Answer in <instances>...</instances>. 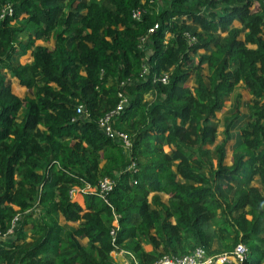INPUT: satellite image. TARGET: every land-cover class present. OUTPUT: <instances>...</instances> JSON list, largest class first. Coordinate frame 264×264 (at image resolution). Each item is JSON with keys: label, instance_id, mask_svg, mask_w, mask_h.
<instances>
[{"label": "trees", "instance_id": "1", "mask_svg": "<svg viewBox=\"0 0 264 264\" xmlns=\"http://www.w3.org/2000/svg\"><path fill=\"white\" fill-rule=\"evenodd\" d=\"M238 83L248 120L232 133L235 93L209 157L213 115ZM123 97L111 126L127 148L97 126ZM0 236V264H153L239 246L241 262L222 264H264L262 0H0Z\"/></svg>", "mask_w": 264, "mask_h": 264}, {"label": "built area", "instance_id": "2", "mask_svg": "<svg viewBox=\"0 0 264 264\" xmlns=\"http://www.w3.org/2000/svg\"><path fill=\"white\" fill-rule=\"evenodd\" d=\"M263 6H264V0H262ZM141 9L137 8L132 11L131 17L135 20H137L140 16ZM157 23H154L147 31V33H151L157 28ZM139 46H141L143 43H146L145 37H141L139 41ZM146 70L145 68L142 69V72L144 73ZM160 82L165 83L166 81V75H161L158 79ZM126 99L123 97L115 107V109L101 118L97 121L98 128L102 131L103 135L107 138L111 139L112 141L119 142L123 148H127L129 146V141L127 140V137L125 134L116 131L112 128V118L118 114V112L122 109V107L125 105ZM77 114H84L81 107L78 106L75 109ZM111 183L108 179H103L98 182L97 186L94 187L91 191H97V193L104 197V195L110 190ZM72 191L70 192L71 196ZM17 221V218H13L11 222V228L7 230L8 233L12 231V228ZM109 234L112 237L113 240V234H114V228H111L109 231ZM1 238V236H0ZM244 248L242 246H239L236 250L232 251L230 254H222V255H209L205 251H203L200 248L194 249L191 253H189L186 256L182 257H171V256H162L159 258L155 263L153 264H222L227 262H241L243 258ZM125 255V254H124ZM127 264H129L127 260Z\"/></svg>", "mask_w": 264, "mask_h": 264}, {"label": "rangeland", "instance_id": "3", "mask_svg": "<svg viewBox=\"0 0 264 264\" xmlns=\"http://www.w3.org/2000/svg\"><path fill=\"white\" fill-rule=\"evenodd\" d=\"M233 27H240V24L236 21H234L232 23ZM221 37L225 35V33H221L219 34ZM168 35L165 36V38H167ZM242 35L240 34L239 39H241ZM36 44H40L43 46H46L47 48H51L52 46V41L48 40V41H38ZM28 53H26V55L24 57L18 58V63L20 64H24L27 62L28 58H27ZM203 74H206L205 69H203ZM5 80L6 82L9 84L11 92L16 95V97H18L19 99H22L25 95H28L27 93V89L26 87H23L22 84H20L18 81L9 78V75L7 73H5ZM188 85L192 86L191 84V80L189 79L186 82ZM235 93H238L239 95V107H238V114H239V118L237 120V127L233 129L232 133H236L237 128L242 124L245 123L248 120V108L247 105L248 103H250L251 101V97L250 95L247 93V91L243 88V86L238 83L237 86L235 87V89L231 92V94H229V96H227L226 101L224 103V105L221 107V109L217 112L214 113L213 115V121L216 122V137L213 141V143L211 145L206 146V150L208 152L209 157H212V150L214 148L215 145H218L220 143V141L222 140V127H223V121L225 117H228L230 115V113L233 110V96ZM151 97H149L148 95L145 96L146 100H150ZM21 113V111L19 112V114ZM20 116L18 115L17 118H19ZM232 142L233 139L229 140L225 146H224V150H225V158H224V164H228L230 163V155H231V146H232ZM254 185H258V183L254 182ZM86 191L88 190L87 188H85ZM82 190V192L85 191ZM71 198L78 202L79 204H81V190L74 188L72 193H71ZM163 201L165 200V198H161ZM62 219L59 218V222L62 223L61 221ZM29 233V231L27 232ZM83 240V239H82ZM143 248L145 250H148V247L143 245ZM120 254V255H119ZM116 255H112V258L115 260V262L118 263H123V253H119ZM125 264H127L126 260Z\"/></svg>", "mask_w": 264, "mask_h": 264}]
</instances>
